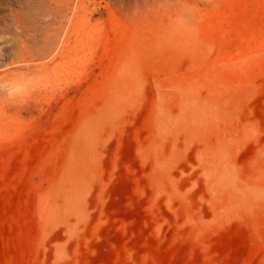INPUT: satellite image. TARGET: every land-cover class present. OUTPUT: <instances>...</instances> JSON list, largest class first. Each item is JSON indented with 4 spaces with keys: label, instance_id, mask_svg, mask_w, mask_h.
I'll return each mask as SVG.
<instances>
[{
    "label": "rangeland",
    "instance_id": "obj_1",
    "mask_svg": "<svg viewBox=\"0 0 264 264\" xmlns=\"http://www.w3.org/2000/svg\"><path fill=\"white\" fill-rule=\"evenodd\" d=\"M24 56L0 264H264V0H0Z\"/></svg>",
    "mask_w": 264,
    "mask_h": 264
},
{
    "label": "bare ground",
    "instance_id": "obj_2",
    "mask_svg": "<svg viewBox=\"0 0 264 264\" xmlns=\"http://www.w3.org/2000/svg\"><path fill=\"white\" fill-rule=\"evenodd\" d=\"M30 60H33V59L29 58L28 56H24L23 58H20L14 61L13 64L16 65L14 66L15 69L9 70V74H12V77L5 78V79L3 78L1 79L0 83L4 81L10 86H15V87H19L25 84L26 76L32 72L33 70L32 68L34 66L30 64Z\"/></svg>",
    "mask_w": 264,
    "mask_h": 264
}]
</instances>
